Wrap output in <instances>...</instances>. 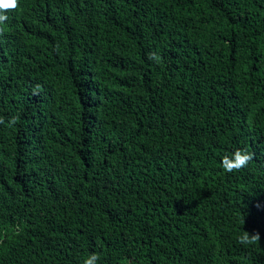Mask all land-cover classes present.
Segmentation results:
<instances>
[{
	"label": "trees",
	"instance_id": "16d2710c",
	"mask_svg": "<svg viewBox=\"0 0 264 264\" xmlns=\"http://www.w3.org/2000/svg\"><path fill=\"white\" fill-rule=\"evenodd\" d=\"M8 15L0 264H264V0ZM237 148L253 159L227 172Z\"/></svg>",
	"mask_w": 264,
	"mask_h": 264
},
{
	"label": "clouds",
	"instance_id": "9594fccd",
	"mask_svg": "<svg viewBox=\"0 0 264 264\" xmlns=\"http://www.w3.org/2000/svg\"><path fill=\"white\" fill-rule=\"evenodd\" d=\"M19 0H0V25H3L9 20L8 10L16 9ZM253 159V155L245 149L237 148L230 154L224 155L221 161L222 167L227 172L241 170L248 166ZM259 235H249L245 232L240 237L242 244L251 245L256 240H259ZM82 264H101V255L96 252L89 253L82 258Z\"/></svg>",
	"mask_w": 264,
	"mask_h": 264
}]
</instances>
